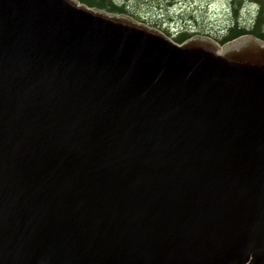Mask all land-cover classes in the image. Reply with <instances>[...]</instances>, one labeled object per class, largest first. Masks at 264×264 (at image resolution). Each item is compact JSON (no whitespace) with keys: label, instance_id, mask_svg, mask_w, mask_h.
I'll return each mask as SVG.
<instances>
[{"label":"water","instance_id":"water-1","mask_svg":"<svg viewBox=\"0 0 264 264\" xmlns=\"http://www.w3.org/2000/svg\"><path fill=\"white\" fill-rule=\"evenodd\" d=\"M0 264H264V42L0 0Z\"/></svg>","mask_w":264,"mask_h":264},{"label":"rangeland","instance_id":"rangeland-1","mask_svg":"<svg viewBox=\"0 0 264 264\" xmlns=\"http://www.w3.org/2000/svg\"><path fill=\"white\" fill-rule=\"evenodd\" d=\"M230 1L126 0L121 1L120 5L125 6L127 11H133L136 6H141L139 14L136 13L142 20L141 22L156 24L172 37L187 32L191 36H207L222 40L225 34L224 29L228 26L232 16L229 8ZM245 2L246 4L244 3V6L240 8L242 11L238 16L246 25H249L248 19L255 16L257 6L251 0ZM162 3L163 6H161ZM188 3L192 4V7Z\"/></svg>","mask_w":264,"mask_h":264},{"label":"trees","instance_id":"trees-1","mask_svg":"<svg viewBox=\"0 0 264 264\" xmlns=\"http://www.w3.org/2000/svg\"><path fill=\"white\" fill-rule=\"evenodd\" d=\"M121 1L126 0H79V2L87 5L88 7H96L107 12L117 14L127 13L135 19L140 20L136 13L139 14L141 6H136V11L134 9L133 11H127L125 10V6L120 5L122 3ZM245 1L246 0H231L229 2L230 13L232 14V16L230 17L228 26L224 29V38L222 40L215 39L219 44H223L244 34H251L264 41V0H251L253 4L257 6V10L255 12V16L248 19L249 25H246V23L240 19V16H238V14H240V12L242 11L240 10V8L244 6V3L246 4ZM161 6H163V3L161 4ZM189 6L192 7V4H189ZM151 25L157 26L156 24ZM189 36L190 35H188L187 32H182L177 38H175V41L177 43H181L185 41Z\"/></svg>","mask_w":264,"mask_h":264}]
</instances>
